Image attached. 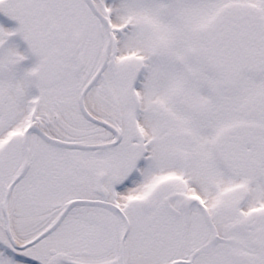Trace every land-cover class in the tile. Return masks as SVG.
I'll use <instances>...</instances> for the list:
<instances>
[{
    "label": "snow or ice",
    "instance_id": "snow-or-ice-1",
    "mask_svg": "<svg viewBox=\"0 0 264 264\" xmlns=\"http://www.w3.org/2000/svg\"><path fill=\"white\" fill-rule=\"evenodd\" d=\"M0 264H264V0H0Z\"/></svg>",
    "mask_w": 264,
    "mask_h": 264
}]
</instances>
